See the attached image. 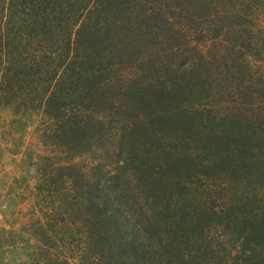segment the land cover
I'll list each match as a JSON object with an SVG mask.
<instances>
[{
	"label": "trees",
	"instance_id": "obj_1",
	"mask_svg": "<svg viewBox=\"0 0 264 264\" xmlns=\"http://www.w3.org/2000/svg\"><path fill=\"white\" fill-rule=\"evenodd\" d=\"M261 7L0 0V107L48 124L21 264H264Z\"/></svg>",
	"mask_w": 264,
	"mask_h": 264
},
{
	"label": "rangeland",
	"instance_id": "obj_2",
	"mask_svg": "<svg viewBox=\"0 0 264 264\" xmlns=\"http://www.w3.org/2000/svg\"><path fill=\"white\" fill-rule=\"evenodd\" d=\"M159 3L150 2V5L159 7ZM210 11L213 14L211 9ZM257 12L255 23L264 31V9L261 7ZM164 16L171 21L168 15L164 14ZM191 31H187L185 35L187 47L196 46L206 55L210 43L196 44L190 36ZM254 61L252 57L250 66L257 67V62ZM173 62L176 60H172ZM134 73L133 71L132 75H123L126 79H132L135 77ZM213 88L215 89V84ZM225 104L226 102L223 101L220 105ZM170 109H173V106L169 105ZM14 119L16 118L9 107H0V264H21L26 260L28 253L37 245L28 234L30 231L27 228L43 214L36 204L37 198L34 196L32 186L35 182L37 157L45 155L44 152L49 150L44 140V132L48 124L41 110L33 112L25 119L18 118L17 121ZM201 179V190L205 186L208 189L212 184L221 182L218 179H207L206 176H202ZM193 192L196 191L192 190L191 193ZM214 192L215 194L211 193L212 196H219L216 195L217 193L222 196L221 191ZM214 234L217 235L216 232Z\"/></svg>",
	"mask_w": 264,
	"mask_h": 264
}]
</instances>
